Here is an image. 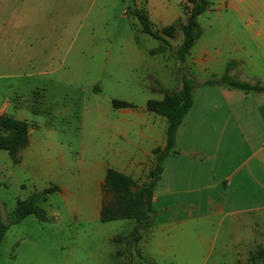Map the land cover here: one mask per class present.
Returning <instances> with one entry per match:
<instances>
[{
    "label": "rangeland",
    "instance_id": "obj_1",
    "mask_svg": "<svg viewBox=\"0 0 264 264\" xmlns=\"http://www.w3.org/2000/svg\"><path fill=\"white\" fill-rule=\"evenodd\" d=\"M141 1L0 0V115L20 111L26 116L31 135L44 144L36 154L46 146L50 150L52 141L73 167L80 139H92L95 106L113 99L141 105L146 98L161 96L157 88L178 75L174 47L182 34L177 27L172 36L162 34L159 22L150 27L163 41L145 33L134 15ZM261 8L264 3H249L245 14L257 17ZM182 15L177 20L183 23L185 12ZM200 22L205 33L203 16ZM39 175L37 162L31 170H22L0 149L3 221L17 200L43 186ZM57 190L36 203L45 210V220L28 215L8 226L0 241V264H154L137 256V241L131 236L134 220L133 226L119 224V229L114 227L117 222L77 223L75 217L67 223ZM52 212H60V217ZM196 223L170 233V242L167 235L163 241L172 248L173 236L182 241L175 251H159L157 264L250 263L251 253L243 258L241 242L258 237L249 227L242 231L234 219L217 215ZM114 228L117 238L107 241ZM258 246L264 248V241Z\"/></svg>",
    "mask_w": 264,
    "mask_h": 264
},
{
    "label": "crops",
    "instance_id": "obj_2",
    "mask_svg": "<svg viewBox=\"0 0 264 264\" xmlns=\"http://www.w3.org/2000/svg\"><path fill=\"white\" fill-rule=\"evenodd\" d=\"M184 1L142 0L141 8L150 23L165 26L182 18ZM249 3L264 0H210L197 16L200 35L184 57V68L177 62L178 75L171 76L165 87L157 88L161 96L155 100H160L165 91L180 87L182 74L195 83L190 106L174 130L173 145L161 160L150 197L151 224L135 243L137 256L151 259L154 264L159 251H175L178 241H182L173 236L172 248L163 241L167 235L170 242V233H181L190 224L214 215L234 219L242 231L249 227L257 235V240L242 239L243 258L264 241V89L203 83L227 74L232 79L264 85V8L256 10L259 16L252 17L245 14L249 13L245 9ZM228 63L231 66L226 69ZM147 88L153 89L149 84ZM148 99L141 105L125 101L128 106L114 107L110 101L109 105L95 106L92 139H80L73 167L52 141L48 142L50 150L46 146L43 153L36 154L35 149L44 144L31 135L29 127L26 144L16 154L13 165L29 171L37 162L44 184L34 192L58 189L61 216L64 213L67 223L73 217L77 223L101 222L106 168L142 183L153 162L152 150L165 145L166 118L146 108ZM10 115L26 121L20 111ZM51 214L60 217V212ZM130 220L101 223L105 226L117 222L114 227L119 229L125 223V227L133 226ZM115 228L107 234V241L117 237ZM197 239L201 241V237Z\"/></svg>",
    "mask_w": 264,
    "mask_h": 264
},
{
    "label": "trees",
    "instance_id": "obj_3",
    "mask_svg": "<svg viewBox=\"0 0 264 264\" xmlns=\"http://www.w3.org/2000/svg\"><path fill=\"white\" fill-rule=\"evenodd\" d=\"M210 0H185L182 6L186 20L184 23L175 20L169 25L161 28V33L172 36L175 27L179 28L182 38L179 44L174 47V57L183 69L184 57L188 49L200 35V26L197 16L206 10ZM134 15L137 18L142 30L158 40L163 37L154 32L150 27V21L142 8H135ZM231 63L226 65V69ZM203 83L220 84L224 83L231 87L242 90H261L264 85L255 82L253 84L232 79L227 74L217 78H209ZM194 81L182 74L180 77V87L176 90L165 91L160 100L148 99L146 108L166 118L165 145L163 148H154L153 162L147 173V178L142 183H136L130 177L106 168L102 183L103 200L99 211L101 222L116 219H132L135 225L132 228V239L137 241L147 230L152 221L153 211L150 206V197L161 171V160L173 145V134L182 116L187 111L191 103V92ZM111 104L114 107L128 106L129 103L113 99ZM27 140V123L24 120L14 118L10 115H0V149L7 152L12 162L17 160L16 154L23 148ZM55 187L43 189L31 193L23 200H17L13 208L6 214L3 221L0 217V240L4 231L9 225L18 223L28 215L35 216L38 220H45L44 210L36 203L45 198L46 194L54 190ZM117 238V237H116ZM115 239V238H114ZM117 240V239H116ZM249 264H264V248L257 246L251 252Z\"/></svg>",
    "mask_w": 264,
    "mask_h": 264
}]
</instances>
